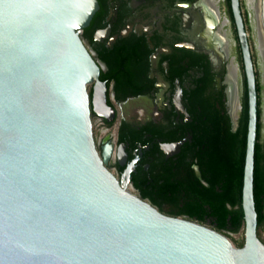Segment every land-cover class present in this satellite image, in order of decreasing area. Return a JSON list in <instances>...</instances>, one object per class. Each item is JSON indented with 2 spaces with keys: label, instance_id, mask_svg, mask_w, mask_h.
Listing matches in <instances>:
<instances>
[{
  "label": "water",
  "instance_id": "obj_1",
  "mask_svg": "<svg viewBox=\"0 0 264 264\" xmlns=\"http://www.w3.org/2000/svg\"><path fill=\"white\" fill-rule=\"evenodd\" d=\"M249 94L244 244L123 186L96 146L107 85L82 38L98 0H0V264H264L258 235L256 72L231 0Z\"/></svg>",
  "mask_w": 264,
  "mask_h": 264
},
{
  "label": "flooded vegetation",
  "instance_id": "obj_2",
  "mask_svg": "<svg viewBox=\"0 0 264 264\" xmlns=\"http://www.w3.org/2000/svg\"><path fill=\"white\" fill-rule=\"evenodd\" d=\"M98 1L82 30L112 117L94 111L89 84L97 149L123 186L166 214L188 217L182 210L207 197L210 179L224 178L215 177L211 160L225 147V126L237 132L248 91L231 0ZM240 6L260 85L264 146V0ZM259 237L264 242V224Z\"/></svg>",
  "mask_w": 264,
  "mask_h": 264
},
{
  "label": "trees",
  "instance_id": "obj_3",
  "mask_svg": "<svg viewBox=\"0 0 264 264\" xmlns=\"http://www.w3.org/2000/svg\"><path fill=\"white\" fill-rule=\"evenodd\" d=\"M230 3V0H228ZM121 63V60H120ZM112 72H117V68L112 66ZM104 77V76H103ZM258 93L260 85L257 84ZM258 121V135L255 148V181L254 193L256 209L258 211V235L260 227L264 224V146L260 141L261 122L260 108ZM249 125V98L246 90L244 108L240 118V125L237 132H232L229 125L223 129L224 149L215 151L211 160V167L215 172V177L223 175V179H210L211 187L207 197L198 195L187 208L182 210L189 218L208 224L220 231L236 233L245 231V214L242 205L244 173L247 153ZM220 187L222 191L216 189ZM232 205V208L228 206ZM244 240L237 241L236 245L242 246Z\"/></svg>",
  "mask_w": 264,
  "mask_h": 264
},
{
  "label": "rangeland",
  "instance_id": "obj_4",
  "mask_svg": "<svg viewBox=\"0 0 264 264\" xmlns=\"http://www.w3.org/2000/svg\"><path fill=\"white\" fill-rule=\"evenodd\" d=\"M232 240L234 241V243L236 244L237 241H242L244 240V231H239V232H236V233H232L230 234Z\"/></svg>",
  "mask_w": 264,
  "mask_h": 264
},
{
  "label": "bare ground",
  "instance_id": "obj_5",
  "mask_svg": "<svg viewBox=\"0 0 264 264\" xmlns=\"http://www.w3.org/2000/svg\"><path fill=\"white\" fill-rule=\"evenodd\" d=\"M254 1V0H253ZM252 3V2H251ZM250 4V3H249ZM253 4V3H252ZM261 4V3H260ZM254 6V5H253ZM258 19V18H257ZM258 23V22H257ZM259 24V23H258ZM260 35V34H259ZM261 41H259V43H260ZM260 48H261V50H262V52L264 53V43H261L260 44ZM130 190V189H129ZM131 191V190H130Z\"/></svg>",
  "mask_w": 264,
  "mask_h": 264
}]
</instances>
